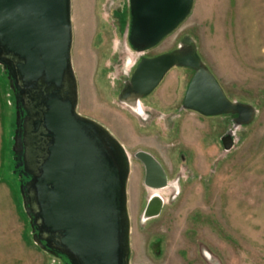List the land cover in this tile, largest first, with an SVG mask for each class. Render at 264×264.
I'll list each match as a JSON object with an SVG mask.
<instances>
[{
	"label": "rangeland",
	"instance_id": "rangeland-1",
	"mask_svg": "<svg viewBox=\"0 0 264 264\" xmlns=\"http://www.w3.org/2000/svg\"><path fill=\"white\" fill-rule=\"evenodd\" d=\"M71 23L76 111L128 149L129 264H264V0H193L186 19L143 54L128 43V0H71ZM185 36L228 99L254 108L250 123L234 122L232 149L217 142L232 115L204 118L181 107L189 68H172L140 101L118 99L141 57L171 51ZM14 126L0 66V264H68L33 241L14 165ZM138 150L160 160L164 188L145 185ZM154 197L162 205L148 215Z\"/></svg>",
	"mask_w": 264,
	"mask_h": 264
},
{
	"label": "water",
	"instance_id": "water-1",
	"mask_svg": "<svg viewBox=\"0 0 264 264\" xmlns=\"http://www.w3.org/2000/svg\"><path fill=\"white\" fill-rule=\"evenodd\" d=\"M128 43L143 54L189 15L193 0H128ZM71 0H0V66L15 100L12 151L21 168L19 191L34 243L68 264H129L127 181L123 145L102 124L80 115L71 63ZM174 67L193 71L181 107L202 116L234 115L237 125L254 108L235 102L201 61L192 38L153 57H141L118 94L128 103L150 94ZM145 185L160 189L166 175L139 151ZM160 211L162 201L154 197ZM156 213V214H157Z\"/></svg>",
	"mask_w": 264,
	"mask_h": 264
},
{
	"label": "flooded vegetation",
	"instance_id": "flooded-vegetation-1",
	"mask_svg": "<svg viewBox=\"0 0 264 264\" xmlns=\"http://www.w3.org/2000/svg\"><path fill=\"white\" fill-rule=\"evenodd\" d=\"M136 67V66H135ZM124 86V85H123ZM122 86V87H123ZM122 89V88H121ZM120 89V90H121ZM152 93V92H151ZM150 93V94H151ZM150 94H148L147 96H149ZM12 95H13V92H12ZM184 95V94H183ZM147 96H144V97H141L138 99V101L146 98ZM13 99H14V95H13ZM14 108H15V100H14ZM185 110V109H184ZM190 111V110H188ZM190 112H193V111H190ZM196 113V112H195ZM149 114V113H148ZM198 114V113H197ZM199 116L201 117H206V116H202L200 114H198ZM229 115V114H227ZM219 116H222V115H219ZM214 117H217V116H214ZM15 120H16V116H15ZM231 126L230 128L225 132V134H223L222 132L219 134L218 138H217V142L219 145H221V148L225 149V150H229V149H232L234 147V115L231 116ZM15 127V126H14ZM219 128H222V122L220 121V124H219ZM154 156V155H153ZM14 158V165L16 163L15 161V157L13 156ZM154 158L158 161V163L160 164V166L162 167V169L164 170V167L162 166V163H160V160L157 159L156 156H154ZM141 165H142V170L144 172V177H145V167L143 165L142 162H140ZM17 173L19 176H21L19 173L21 171V168H17L16 169ZM165 171V170H164ZM25 180V178L23 176H21V182H23ZM145 183V182H144ZM59 257V256H58ZM62 257V256H60ZM63 258V257H62Z\"/></svg>",
	"mask_w": 264,
	"mask_h": 264
},
{
	"label": "bare ground",
	"instance_id": "bare-ground-1",
	"mask_svg": "<svg viewBox=\"0 0 264 264\" xmlns=\"http://www.w3.org/2000/svg\"><path fill=\"white\" fill-rule=\"evenodd\" d=\"M149 208L152 209V212H150V213H151V214L153 213L154 215H156V213H157V211H158V208L156 207V203L153 202V203L149 206Z\"/></svg>",
	"mask_w": 264,
	"mask_h": 264
},
{
	"label": "crops",
	"instance_id": "crops-1",
	"mask_svg": "<svg viewBox=\"0 0 264 264\" xmlns=\"http://www.w3.org/2000/svg\"><path fill=\"white\" fill-rule=\"evenodd\" d=\"M120 143L123 145V147H124V149L126 150V152H128L127 146H126L123 142H121V141H120ZM139 151L147 152V153H149V154L152 155V156L154 155L151 151H148V150H138L137 152H139ZM137 152H136V153H137ZM154 156H155V155H154ZM154 156H153V157H154Z\"/></svg>",
	"mask_w": 264,
	"mask_h": 264
}]
</instances>
